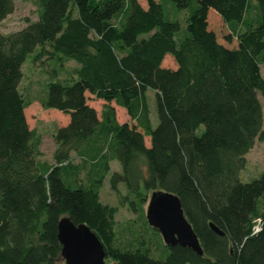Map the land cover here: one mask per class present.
Listing matches in <instances>:
<instances>
[{
  "label": "trees",
  "instance_id": "obj_1",
  "mask_svg": "<svg viewBox=\"0 0 264 264\" xmlns=\"http://www.w3.org/2000/svg\"><path fill=\"white\" fill-rule=\"evenodd\" d=\"M172 1L195 4L180 37L160 0H39L36 19L0 30V264H57L62 216L96 233L106 264H264V170L240 180L246 154L264 142V0H253V18L252 0ZM13 9L0 0V21ZM37 47L79 62L75 75L47 82L44 106L68 114L53 164L38 157L41 137L19 89ZM88 96L103 100L99 110ZM111 161L121 170L109 174ZM107 174L111 190L125 186L119 205L132 212L154 190L176 194L203 254L165 245L157 259L114 245L118 206L100 200Z\"/></svg>",
  "mask_w": 264,
  "mask_h": 264
},
{
  "label": "rangeland",
  "instance_id": "obj_2",
  "mask_svg": "<svg viewBox=\"0 0 264 264\" xmlns=\"http://www.w3.org/2000/svg\"><path fill=\"white\" fill-rule=\"evenodd\" d=\"M145 4V0H140ZM163 5L165 17L180 23V29L176 33L177 37L186 32V19L190 12L194 9V3L188 7L179 8L172 0H160ZM252 6L247 10L246 15L253 18L255 8ZM39 0H14V9L4 19L0 21V30L9 32L20 28L27 23V20L36 19L39 10ZM247 17V16H246ZM243 29V27H240ZM40 47L27 55L22 65V77L19 82V89L25 99V115L29 122V126L34 128L41 137L40 143V160L54 163L53 153L56 151L57 145L54 141V132L56 128L68 120V114L63 113L57 108L45 107L43 100L47 92V82L50 80H64L75 75V68L79 62L74 58L66 57L59 59L56 55L48 53L41 55ZM165 64L174 65V59L169 54L165 56ZM261 71L264 75V64L261 63ZM259 99L262 103L264 112V96L259 92ZM90 104L100 109L103 100L88 96ZM147 102L151 110V118L153 124L157 122V114L155 111L154 92L151 89L147 91ZM116 114L119 120H130L126 110L122 107H116ZM256 144L247 154V163L240 173L242 182H249L253 178L259 176L264 170V142L255 141ZM73 163H79L80 158L72 154ZM121 170L118 161L110 163V171ZM109 174L104 178L100 189V200L104 203L118 206V212L115 215L117 221L115 227L114 245L124 249H148L151 257L163 259L168 253L162 237L157 229L150 226L146 220L145 211L147 201L142 204V209L138 212H132L127 206H120V195L127 194V190L123 184L119 185V194L111 190L109 186ZM83 175V173H82ZM149 193V192H148ZM150 194V193H149ZM148 194V195H149ZM57 264H64L62 257L58 258ZM106 264V263H105Z\"/></svg>",
  "mask_w": 264,
  "mask_h": 264
},
{
  "label": "water",
  "instance_id": "obj_3",
  "mask_svg": "<svg viewBox=\"0 0 264 264\" xmlns=\"http://www.w3.org/2000/svg\"><path fill=\"white\" fill-rule=\"evenodd\" d=\"M145 216L157 229L165 245H180L202 255L203 250L191 224L184 215L180 198L166 190H154L147 201ZM218 234L223 232L210 223ZM57 237L64 264H105L106 252L96 233L85 223L75 224L68 216L60 217Z\"/></svg>",
  "mask_w": 264,
  "mask_h": 264
},
{
  "label": "built area",
  "instance_id": "obj_4",
  "mask_svg": "<svg viewBox=\"0 0 264 264\" xmlns=\"http://www.w3.org/2000/svg\"><path fill=\"white\" fill-rule=\"evenodd\" d=\"M261 226H262V219L257 218L253 226V233L258 232L261 229Z\"/></svg>",
  "mask_w": 264,
  "mask_h": 264
},
{
  "label": "crops",
  "instance_id": "obj_5",
  "mask_svg": "<svg viewBox=\"0 0 264 264\" xmlns=\"http://www.w3.org/2000/svg\"><path fill=\"white\" fill-rule=\"evenodd\" d=\"M3 19H4V18H3ZM173 66H174V65H173ZM112 104H113V103H112ZM116 107H118V106H116ZM257 141H258V140H257ZM255 144H256V142L254 143L253 147L255 146ZM253 147H252V148H253ZM252 148L249 150V152L252 150ZM247 155H248V154H246V158H247ZM111 162H112V161H111ZM111 162H110V163H111ZM110 163H109V164H110ZM117 171H118V170H117ZM241 171H242V170H241ZM240 173H241V172H240Z\"/></svg>",
  "mask_w": 264,
  "mask_h": 264
}]
</instances>
